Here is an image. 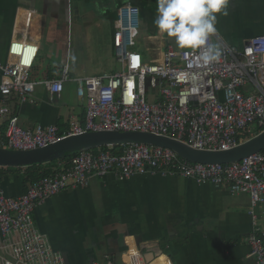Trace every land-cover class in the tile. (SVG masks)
<instances>
[{
  "label": "built area",
  "instance_id": "2783aa9c",
  "mask_svg": "<svg viewBox=\"0 0 264 264\" xmlns=\"http://www.w3.org/2000/svg\"><path fill=\"white\" fill-rule=\"evenodd\" d=\"M34 18L35 11L29 10L24 35L11 41L7 59L0 61V147L33 150L74 134L118 130L167 136L202 150H227L264 130V35L250 38L241 47L219 40L221 57L208 64L201 58L202 49L173 47L148 62L134 49L140 8L130 3L119 7L115 20L114 48L120 69L72 79L78 95L86 100L84 121L73 119L68 131L55 124L24 129L13 101L34 104L37 84L44 85L54 100L71 78L68 67L61 78H31L40 50L31 37ZM209 43L215 44L214 36ZM109 147L80 151L69 168L62 166L31 181L19 197L9 196L0 178V264H67L36 226L34 212L62 190L88 186L94 177L179 175L226 187L233 194L247 193L252 207L264 204V150L229 164H204L161 146L123 144L119 153ZM247 242L255 264H264V230H256ZM132 260V264H167L146 262L138 254Z\"/></svg>",
  "mask_w": 264,
  "mask_h": 264
},
{
  "label": "crops",
  "instance_id": "0c3cea01",
  "mask_svg": "<svg viewBox=\"0 0 264 264\" xmlns=\"http://www.w3.org/2000/svg\"><path fill=\"white\" fill-rule=\"evenodd\" d=\"M129 3L137 5L140 16L144 15L152 45L164 42V34L154 25L156 17H152L157 15V0H108L104 13L112 23L109 53L116 62L115 20L119 7ZM70 5L71 0H0V61L7 59L11 41L24 35L27 13L33 10L31 37L40 50L31 78H61L66 67L71 77L54 100L44 85L37 84L34 104L13 101L24 129L55 124L68 131L73 119L83 122L86 100L78 95L72 79L120 69L81 70L69 63H46L48 54L42 52L46 19L51 21L48 28L52 31L68 32L67 37L62 35L63 42L71 45L72 40V46L80 37L76 31L83 30V24L72 23ZM216 27L215 45L222 40L241 47L250 38L264 35V0H229L228 15L217 14ZM169 47L175 48L169 43L159 56ZM4 128L1 126L2 131ZM0 174L6 193L12 197L21 196L30 183L25 181L24 170L3 169ZM34 220L67 264H104L110 260L132 264L136 254L146 262L167 264H255L247 238L264 230V204L252 207L247 193L233 194L226 187L179 175L145 173L119 180L108 174L92 178L88 186L64 189L47 199L36 208Z\"/></svg>",
  "mask_w": 264,
  "mask_h": 264
},
{
  "label": "water",
  "instance_id": "95a60500",
  "mask_svg": "<svg viewBox=\"0 0 264 264\" xmlns=\"http://www.w3.org/2000/svg\"><path fill=\"white\" fill-rule=\"evenodd\" d=\"M149 144L171 148L182 158L195 163L229 164L264 150V130L253 138L227 150H202L180 140L141 131L97 130L74 134L45 147L19 150L0 147V166L19 168L61 159L73 152L104 146Z\"/></svg>",
  "mask_w": 264,
  "mask_h": 264
},
{
  "label": "rangeland",
  "instance_id": "374dc122",
  "mask_svg": "<svg viewBox=\"0 0 264 264\" xmlns=\"http://www.w3.org/2000/svg\"><path fill=\"white\" fill-rule=\"evenodd\" d=\"M107 2L108 0H71L72 23H81L84 26L81 32L79 30L76 31L80 37L74 46H72V40H70L71 45L67 41L63 42L62 35L67 37L68 32L64 34L65 31H58L57 29L52 31L51 28H48L51 21L46 19L45 24L47 27H45L42 36V52L48 54L46 58L47 64L48 60L52 64L58 65L69 63L71 68L77 67L81 70L89 67L98 68V70H106L116 66L117 68L121 67L119 62H116L115 58L109 53L112 38V23L111 19L107 18V14L104 13ZM81 11H83L81 15L77 14V12ZM88 11H92L95 14L92 13L90 15ZM156 16L155 14L152 17ZM140 22L141 24L136 34V45L142 51L146 61L152 62L159 59L160 53L169 43H172L175 48L181 49L175 43V38L169 37L166 34H164L162 45H152L149 39L151 32L148 30L147 22H144V15L142 14ZM65 25L67 30V23Z\"/></svg>",
  "mask_w": 264,
  "mask_h": 264
},
{
  "label": "clouds",
  "instance_id": "9594fccd",
  "mask_svg": "<svg viewBox=\"0 0 264 264\" xmlns=\"http://www.w3.org/2000/svg\"><path fill=\"white\" fill-rule=\"evenodd\" d=\"M229 0H157L154 25L175 38L181 49H202L205 64L218 61L221 52L209 38L217 33V14L228 15Z\"/></svg>",
  "mask_w": 264,
  "mask_h": 264
},
{
  "label": "trees",
  "instance_id": "16d2710c",
  "mask_svg": "<svg viewBox=\"0 0 264 264\" xmlns=\"http://www.w3.org/2000/svg\"><path fill=\"white\" fill-rule=\"evenodd\" d=\"M109 146H104L102 149H109ZM98 148L94 149L97 150ZM113 151L116 153L121 152V145L113 146ZM79 152H73L69 153L65 157L61 159H56L51 162L43 163V164H34L30 166L25 167H19V168H11V167H2L0 166V171L3 169H8L11 171H17V170H24L25 172V181H36L42 177L52 175L57 171H60L62 166L65 168H69L72 164V160ZM0 178L2 179V176L0 174Z\"/></svg>",
  "mask_w": 264,
  "mask_h": 264
}]
</instances>
